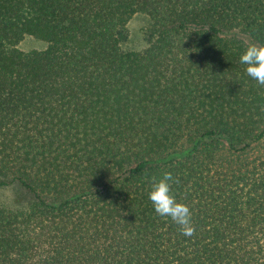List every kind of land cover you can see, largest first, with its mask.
Instances as JSON below:
<instances>
[{"label":"trees","instance_id":"16d2710c","mask_svg":"<svg viewBox=\"0 0 264 264\" xmlns=\"http://www.w3.org/2000/svg\"><path fill=\"white\" fill-rule=\"evenodd\" d=\"M250 44L264 0H0V264H264ZM165 171L191 237L148 199Z\"/></svg>","mask_w":264,"mask_h":264},{"label":"clouds","instance_id":"9594fccd","mask_svg":"<svg viewBox=\"0 0 264 264\" xmlns=\"http://www.w3.org/2000/svg\"><path fill=\"white\" fill-rule=\"evenodd\" d=\"M245 66L246 75L259 85H264V45L250 44L239 57ZM174 177L165 171L159 178H154L148 192V199L157 215L170 218L179 226L183 236L191 237L195 233L192 223V212L189 206L177 200L172 184Z\"/></svg>","mask_w":264,"mask_h":264},{"label":"rangeland","instance_id":"374dc122","mask_svg":"<svg viewBox=\"0 0 264 264\" xmlns=\"http://www.w3.org/2000/svg\"><path fill=\"white\" fill-rule=\"evenodd\" d=\"M129 32V39L124 44L125 48L139 50L145 47V36L150 28V20L147 15L142 13L135 14L127 23ZM45 46V42L34 38L32 36H26L19 44V47L23 50L29 49H41ZM13 190H9L0 194V197L11 194Z\"/></svg>","mask_w":264,"mask_h":264}]
</instances>
